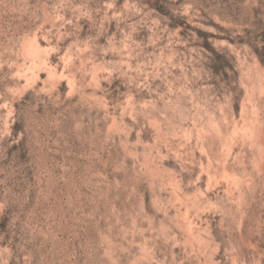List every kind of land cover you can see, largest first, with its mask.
<instances>
[{
    "label": "rangeland",
    "instance_id": "rangeland-1",
    "mask_svg": "<svg viewBox=\"0 0 264 264\" xmlns=\"http://www.w3.org/2000/svg\"><path fill=\"white\" fill-rule=\"evenodd\" d=\"M263 30L264 0H0V264H264Z\"/></svg>",
    "mask_w": 264,
    "mask_h": 264
},
{
    "label": "trees",
    "instance_id": "trees-1",
    "mask_svg": "<svg viewBox=\"0 0 264 264\" xmlns=\"http://www.w3.org/2000/svg\"><path fill=\"white\" fill-rule=\"evenodd\" d=\"M255 39L257 42L249 40L247 43L252 47L262 64H264V30ZM207 47L210 46L207 44Z\"/></svg>",
    "mask_w": 264,
    "mask_h": 264
}]
</instances>
